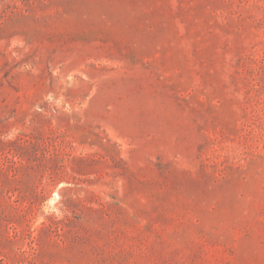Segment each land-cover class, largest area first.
<instances>
[{"label": "rangeland", "instance_id": "1", "mask_svg": "<svg viewBox=\"0 0 264 264\" xmlns=\"http://www.w3.org/2000/svg\"><path fill=\"white\" fill-rule=\"evenodd\" d=\"M0 264H264V0H0Z\"/></svg>", "mask_w": 264, "mask_h": 264}]
</instances>
